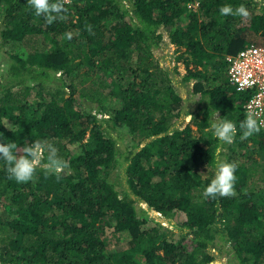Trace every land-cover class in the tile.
<instances>
[{
	"label": "trees",
	"instance_id": "16d2710c",
	"mask_svg": "<svg viewBox=\"0 0 264 264\" xmlns=\"http://www.w3.org/2000/svg\"><path fill=\"white\" fill-rule=\"evenodd\" d=\"M61 2L48 24L28 0H0V143L51 144L68 164L17 183L0 161V264H212L225 246L264 264V128L228 147L211 130L216 111L237 127L247 116L225 58L264 45V0ZM226 3L249 15L220 16ZM160 29L181 87L154 59ZM223 161L238 165L236 194L205 198Z\"/></svg>",
	"mask_w": 264,
	"mask_h": 264
},
{
	"label": "clouds",
	"instance_id": "9594fccd",
	"mask_svg": "<svg viewBox=\"0 0 264 264\" xmlns=\"http://www.w3.org/2000/svg\"><path fill=\"white\" fill-rule=\"evenodd\" d=\"M28 3L35 15L43 17L48 24L54 23L66 12L65 5L61 0H28ZM198 5L199 2L196 4L193 0V3L188 7L196 9ZM218 11L222 17L238 16L243 18L249 15L245 6H233L231 3L224 4ZM160 33L163 35L161 31ZM66 38L71 39V34H66ZM262 128H264V121L259 120L257 114L252 111L247 114L238 127L232 120L219 116L217 111L212 117L211 123L212 134L218 141L224 143H232L238 131L241 133L240 138L246 139L260 132ZM45 153L47 154L45 155ZM0 161L7 165L10 178L17 183L31 181L42 162H46V171L50 174H59L68 167L67 162L58 155L57 149L53 145H43L39 141L31 145L25 143L22 154H18L16 143L8 140L5 143H0ZM237 168L238 165L235 162H219L216 165L217 170L213 178L204 187V197L216 199L217 197L235 196V186L238 179ZM154 215L158 216L156 213Z\"/></svg>",
	"mask_w": 264,
	"mask_h": 264
},
{
	"label": "built area",
	"instance_id": "2783aa9c",
	"mask_svg": "<svg viewBox=\"0 0 264 264\" xmlns=\"http://www.w3.org/2000/svg\"><path fill=\"white\" fill-rule=\"evenodd\" d=\"M198 2L195 0L196 4ZM225 60L230 83L249 95L245 113L255 112L257 118L264 121V45L245 47L235 55L226 56Z\"/></svg>",
	"mask_w": 264,
	"mask_h": 264
},
{
	"label": "rangeland",
	"instance_id": "374dc122",
	"mask_svg": "<svg viewBox=\"0 0 264 264\" xmlns=\"http://www.w3.org/2000/svg\"><path fill=\"white\" fill-rule=\"evenodd\" d=\"M160 31L163 33V44L162 46L160 47V49H154L152 52H153V56H154V59L159 63L160 67L162 69H167L169 72H168V76L170 78H172L175 82V80H177V82H175L176 86L179 87L181 84H179V80H180V77L179 76H182L184 73H185V70L183 68V65L182 63L176 61V57L180 54V52H177L175 47L170 43L169 41V38L167 36V33L165 31H163L162 29H160ZM15 48H17L18 50V53L19 55L21 56H25L26 54H28L29 52V48L28 47H25L23 45H20V46H15ZM178 66L175 71H174V68L175 66ZM175 72V73H174ZM179 73L178 75L176 74ZM189 86H184L182 90L183 91V97H189L188 101H187V104L185 106V109L184 111H189V112H193L194 109H196L197 107V104L199 103L198 100H197V97H195L194 95H192L190 93V91L188 89H190L191 87V84H188ZM181 87V86H180ZM198 102V103H197ZM214 116V115H213ZM190 119V116H184V117H177L176 120H177V123L176 125L177 126H180V127H183L185 124H187V122L189 121ZM123 130H121L122 132ZM111 132L113 133V135H116L117 134V130L116 129H112ZM124 138L121 140V143H119V148L122 149L124 144H127L128 143V139H129V136L128 134H125L123 135ZM230 143H226L227 147ZM225 149V148H224ZM228 148H226L224 150V152L227 151ZM235 149L236 150H246L245 146H242V147H239V146H235ZM151 214L153 215V217L155 218H159V220L163 221V223L165 225H168L167 222H165V219L163 217H159V216H156L154 215L152 212ZM127 239L123 236L121 238V241H126ZM212 253L214 254V261L212 262V264H235L233 263L234 261H231L230 260V257L226 251V246L225 248H214L212 249Z\"/></svg>",
	"mask_w": 264,
	"mask_h": 264
},
{
	"label": "water",
	"instance_id": "95a60500",
	"mask_svg": "<svg viewBox=\"0 0 264 264\" xmlns=\"http://www.w3.org/2000/svg\"><path fill=\"white\" fill-rule=\"evenodd\" d=\"M153 214H155V212H153Z\"/></svg>",
	"mask_w": 264,
	"mask_h": 264
}]
</instances>
